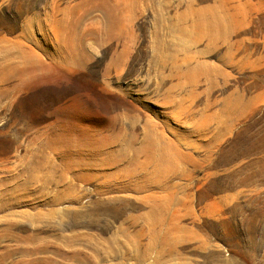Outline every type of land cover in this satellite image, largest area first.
Returning <instances> with one entry per match:
<instances>
[{
    "label": "rangeland",
    "instance_id": "obj_1",
    "mask_svg": "<svg viewBox=\"0 0 264 264\" xmlns=\"http://www.w3.org/2000/svg\"><path fill=\"white\" fill-rule=\"evenodd\" d=\"M0 264H264V0H0Z\"/></svg>",
    "mask_w": 264,
    "mask_h": 264
}]
</instances>
